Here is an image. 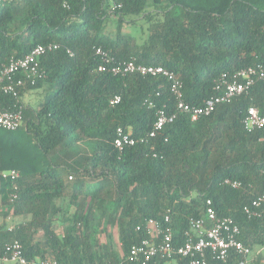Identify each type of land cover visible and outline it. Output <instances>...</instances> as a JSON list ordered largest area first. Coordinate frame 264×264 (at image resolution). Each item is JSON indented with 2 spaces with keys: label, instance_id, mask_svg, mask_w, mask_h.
Instances as JSON below:
<instances>
[{
  "label": "trees",
  "instance_id": "obj_1",
  "mask_svg": "<svg viewBox=\"0 0 264 264\" xmlns=\"http://www.w3.org/2000/svg\"><path fill=\"white\" fill-rule=\"evenodd\" d=\"M49 43L58 47L41 56L43 77L17 98L0 95L23 112L19 128L0 127V200L13 216H28L0 226V243L18 240L30 261L139 264L126 257L148 237L149 218L163 223L168 214L181 242L189 218L202 217L210 199L218 216L239 226L245 246L264 245V216L243 212L264 192V129L242 124L250 105L264 115V81L196 120L177 113L156 136L118 150L116 127L146 137L156 107L171 112L175 101L164 76L99 71L95 53L101 47L117 61L160 65L181 81L183 100L201 106L219 94L222 74L264 69V0H0V68ZM37 88L45 94L39 107L23 104L22 94ZM11 169L15 181L1 176ZM64 199L74 209L58 220ZM244 258L232 251L228 262ZM171 261L188 264L176 255L155 264Z\"/></svg>",
  "mask_w": 264,
  "mask_h": 264
},
{
  "label": "built area",
  "instance_id": "obj_2",
  "mask_svg": "<svg viewBox=\"0 0 264 264\" xmlns=\"http://www.w3.org/2000/svg\"><path fill=\"white\" fill-rule=\"evenodd\" d=\"M57 44H39L34 46L27 54L20 58H11L0 68V95H8L17 98L20 88L34 85L44 75L40 67V58L47 51L54 50ZM100 58L99 71H108L112 74H131L164 76L169 83V89L174 97V110L168 111L162 104L156 107L149 99L147 105L156 107V119L152 129L146 137H133L131 132L121 127H116L113 144L118 150L131 146L137 142H144L147 137H154L161 132L165 125L174 121L177 113H186L191 120L210 114L219 103L229 102L233 97L246 92L258 80L264 81V69L260 65L249 66L232 74H222L215 83V90L219 93L211 96L201 106L189 105L182 97L181 81L175 74L160 65H146L135 63L134 60L117 61L109 50L101 47L95 49ZM120 97L115 95L110 99L111 105L119 102ZM23 122L22 106L10 109L3 105L0 99V127L7 130H15ZM244 128L248 131L264 129V115L257 107L250 105L242 119ZM3 178L15 181L18 172L15 169L1 173ZM71 179V176L68 177ZM233 187H238L239 182L225 180ZM16 189V186L13 187ZM17 197L12 192L9 200L12 202ZM243 212L248 218L264 216V192L251 199L243 206ZM188 228L183 233V240L178 242L174 237L171 227V219L168 214L163 218V223L149 218L146 221L148 237L138 244L132 245L127 254V259L139 264H155L157 259L167 258L173 255L188 259V264H212L208 261V255L216 259L218 264H229L230 253L242 254L245 258L239 264L252 263L251 249L239 239L240 228L229 216H218L210 199L205 201L204 215L199 218H189ZM136 229H139L137 227ZM0 262L14 264H56L53 260L35 259L28 260L18 240L0 243ZM258 264V263H257Z\"/></svg>",
  "mask_w": 264,
  "mask_h": 264
},
{
  "label": "rangeland",
  "instance_id": "obj_3",
  "mask_svg": "<svg viewBox=\"0 0 264 264\" xmlns=\"http://www.w3.org/2000/svg\"><path fill=\"white\" fill-rule=\"evenodd\" d=\"M138 34V33H137ZM140 35V34H138ZM22 99L24 100V102L29 103L28 102V98L27 95L24 94ZM43 99V93L41 92L38 96L33 98V105H38L41 103ZM92 179L88 181V183L85 185V189L89 188L92 186ZM59 205L61 207V212L57 215V219L60 220V218L62 217L63 212H68L69 214L73 211V206L68 204L67 199L64 200H60L59 201ZM7 214H6V213ZM28 219V216H24V215H20V216H13L11 213H8V205L3 204L0 200V226H4L6 228H11L12 226H14L16 223L24 221ZM59 231L61 230L60 228H57ZM112 233H113V238L115 241V248L118 252H120V243L117 241V233H116V229L113 228L112 229ZM40 236V235H39ZM256 255V256H255ZM258 256V257H257ZM250 257H256L259 259V257L261 258V260L264 262V245H260V246H256L252 252ZM261 261V262H262ZM2 264V263H0ZM5 264H10V263H5Z\"/></svg>",
  "mask_w": 264,
  "mask_h": 264
},
{
  "label": "crops",
  "instance_id": "obj_4",
  "mask_svg": "<svg viewBox=\"0 0 264 264\" xmlns=\"http://www.w3.org/2000/svg\"><path fill=\"white\" fill-rule=\"evenodd\" d=\"M43 93V99H44V88H37V89H29V90H26L23 94H22V96H21V100H22V103L23 104H25V105H29V106H31V107H33V108H37V107H39V105L41 104H38V105H33V98L34 97H36V96H38L40 93ZM24 94H26L27 95V100H28V102L29 103H26V102H24V100L22 99V97H23V95ZM43 99H42V101H43ZM41 101V102H42ZM256 256V255H255ZM258 257V256H257ZM252 258H256V257H252ZM259 259H260V261H262L261 260V258L259 257ZM5 263H7V262H5ZM5 263H2V264H5ZM8 263H10V264H14V263H11V262H8ZM262 263H264L263 261H262ZM171 264H176L174 261H171Z\"/></svg>",
  "mask_w": 264,
  "mask_h": 264
}]
</instances>
